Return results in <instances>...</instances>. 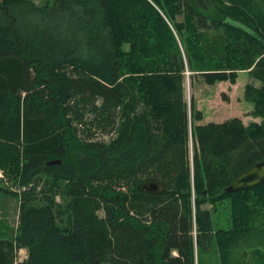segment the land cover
Listing matches in <instances>:
<instances>
[{"label": "trees", "instance_id": "trees-1", "mask_svg": "<svg viewBox=\"0 0 264 264\" xmlns=\"http://www.w3.org/2000/svg\"><path fill=\"white\" fill-rule=\"evenodd\" d=\"M228 1L0 0V168L20 188L0 183L20 198L0 264L21 248L18 264H196L214 238L225 264H245L240 246L264 255V183L224 191L264 161V0ZM244 70L262 120L196 123L187 75ZM224 201L230 224L213 230L203 205Z\"/></svg>", "mask_w": 264, "mask_h": 264}, {"label": "rangeland", "instance_id": "rangeland-1", "mask_svg": "<svg viewBox=\"0 0 264 264\" xmlns=\"http://www.w3.org/2000/svg\"><path fill=\"white\" fill-rule=\"evenodd\" d=\"M38 5L45 4L47 2L53 3L54 0H34ZM215 5L223 7L224 4H229L228 0H214ZM182 20V16H179ZM206 32L212 35L214 30L206 29ZM262 84L261 79L252 76L249 71H239V76L236 83L230 81H219L215 84H207L201 76L191 78L187 75L186 79V100L190 106L194 102L195 107L202 110L204 118L196 123L204 124L208 121L221 122L231 117H240L245 124L250 122H260L262 117L260 115L253 114L254 103L247 99L246 87L248 85L257 88ZM193 100V101H192ZM90 120V119H88ZM73 125L78 129V135L82 139H89L92 137H102L109 139L110 135L99 133L96 126L92 124H84L80 126L75 122ZM190 154L191 159L193 157V142L190 134ZM0 182L3 186L17 192L19 186L15 185L12 180L3 169L0 168ZM61 200V199H60ZM203 208L210 210L213 230L220 227H227L231 221V206L229 201H224L217 206H212L210 203L203 205ZM20 213V198L19 193L17 196L11 193L0 194V237H13L15 236ZM100 216H104V211H99ZM217 239H212L208 250L196 254V264H225L221 258V250L218 245ZM233 249V248H232ZM176 251H174L175 253ZM233 260L240 259L245 264H264V255L255 252L256 256L252 255L254 250L249 249L244 251V247L240 246L237 250L233 249ZM232 252V253H233ZM28 249L21 248L16 250L15 259L16 264L23 261L28 257ZM248 258L252 262H249ZM241 264V263H240Z\"/></svg>", "mask_w": 264, "mask_h": 264}, {"label": "water", "instance_id": "water-1", "mask_svg": "<svg viewBox=\"0 0 264 264\" xmlns=\"http://www.w3.org/2000/svg\"><path fill=\"white\" fill-rule=\"evenodd\" d=\"M61 163V160L50 161L49 164ZM264 183V161H260L247 170L241 172L227 187L225 192H231L242 187H250ZM146 191L153 193H163L166 190V184L163 182L147 181L143 184Z\"/></svg>", "mask_w": 264, "mask_h": 264}]
</instances>
